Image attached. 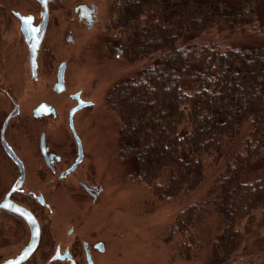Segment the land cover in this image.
Masks as SVG:
<instances>
[{"label":"trees","instance_id":"1","mask_svg":"<svg viewBox=\"0 0 264 264\" xmlns=\"http://www.w3.org/2000/svg\"><path fill=\"white\" fill-rule=\"evenodd\" d=\"M105 17L107 60L149 64L105 103L129 179L180 205L166 237L173 256L264 260V41L197 39L261 33L264 0H105Z\"/></svg>","mask_w":264,"mask_h":264},{"label":"rangeland","instance_id":"2","mask_svg":"<svg viewBox=\"0 0 264 264\" xmlns=\"http://www.w3.org/2000/svg\"><path fill=\"white\" fill-rule=\"evenodd\" d=\"M2 2L0 84L4 83V87L11 90L14 97L22 102L24 110L39 101L55 106L56 119L47 120L53 128L48 135L49 143L57 146L68 141L67 111L74 103L70 94L80 91L83 99L93 103L91 108L75 115L73 124L87 159L98 168L104 190L95 204L78 193L46 198L56 212L50 225L52 230L60 234L67 226L69 217L82 216V235L87 237L95 233L104 242V252L96 256L94 264H202L200 260L188 261L173 256L171 243L166 239L180 205L162 203L143 184L131 181L125 165L116 156L120 122L116 114L105 106V94L115 84L131 78L149 64L127 65L122 61L107 60L101 47L102 29L106 21L105 0H54L50 3L49 24L39 58L41 70L38 81H32L30 77L28 51L21 41L19 22L12 12L33 15L37 22L40 20V7L33 0ZM79 3H92L96 7L97 23L92 29H86L78 22L73 10ZM260 14L262 16V11ZM261 30L258 34L239 32L229 35L218 29L204 33L197 39L202 43H219L222 48L258 45L264 41V24ZM68 36L72 37V42H67ZM61 61L66 62V89L56 95L52 91V84ZM5 102V97L0 93V110L7 107ZM20 141V157L34 159L30 143L22 137ZM5 248L6 255L14 256L23 248V243L12 241ZM246 253L241 255L242 258L255 255ZM238 264H264V260Z\"/></svg>","mask_w":264,"mask_h":264},{"label":"flooded vegetation","instance_id":"3","mask_svg":"<svg viewBox=\"0 0 264 264\" xmlns=\"http://www.w3.org/2000/svg\"><path fill=\"white\" fill-rule=\"evenodd\" d=\"M33 1L39 5L36 0ZM53 1L54 0H51L48 3V20L43 40L37 54L35 78L32 76L30 71L28 53V68L32 81H38L39 79V72L41 70L39 58L49 24V5ZM81 4H85L92 9L95 8L96 11H94L91 16L96 18V24L98 13L96 7L92 3H79L76 6ZM0 5L3 11L2 0H0ZM39 7L41 13V6L39 5ZM1 12L0 17L3 18ZM12 13L19 22L21 41L24 42L28 51L27 44L24 41V37L20 30V20L15 15L19 12L13 11ZM40 13V20L37 22L32 15L34 26L41 25L42 19ZM74 14L76 15L78 22H80L84 28L92 29L94 27H86L84 19L79 18L75 12ZM6 18L7 17L5 16L4 21ZM61 62H59V64ZM59 64L57 65V68ZM57 68L55 71V81L52 84V91L54 94L59 95L65 90L61 93L54 91ZM2 84L3 85L0 84V93H2L5 97V104L7 107L5 106L6 108L0 110V204L5 199L6 195L10 194L9 199L13 203L29 210L35 217L39 226V240L37 247L28 259L21 264H88L89 260L92 264H94L96 256L104 252L105 246L102 239H100L95 233H90L87 237L82 235L80 230L84 223V219L80 215L69 217L67 219V226L61 230L60 234H58L56 230H52L50 225L55 219L56 212L55 209L50 207L49 203L46 201V198L53 197L58 194L67 193L69 195H74L78 193L87 201L90 199L91 204H95L103 193L104 188L101 183V178L98 175V168L96 167V164L87 159L85 152L82 149V144V160L74 167L73 170H70L79 155L76 137L69 128V112L77 105V98H75L74 95L79 93V98L81 100L90 102L88 106L78 110L75 115L80 111L91 108L93 103L89 100L83 99L80 91L69 95L70 99L74 103L67 111L69 131L67 136L68 141L55 146L50 144L48 141V135L51 133L53 128L49 126L50 123L47 121L49 118L56 119L57 110L55 106L45 101H39L33 107L24 110V107L22 108V102L14 97L9 88L4 87V83ZM43 103L51 107L49 109L50 112L48 114L35 113V109ZM12 112H15V115L8 120L7 125L4 130H2L6 118ZM75 115L73 116V120ZM74 131L80 140V136L76 132L75 128ZM2 137L11 147L21 164H17L14 160L7 156L3 149ZM21 137L30 143L32 151L31 154L35 157L34 159L26 160L20 157L19 152L22 149L20 141ZM42 141L43 144L41 145ZM21 177V185L18 186L19 179ZM30 179H32V182ZM4 182H6V184H4ZM35 182L39 185H35ZM38 197L43 198V204L38 200ZM29 239L30 231L23 218L3 207H0V264H4L17 257L26 247ZM12 241H21L23 243V248L14 256L6 255L7 253H5V247H7L8 244H11ZM62 241L67 243H62Z\"/></svg>","mask_w":264,"mask_h":264},{"label":"water","instance_id":"4","mask_svg":"<svg viewBox=\"0 0 264 264\" xmlns=\"http://www.w3.org/2000/svg\"><path fill=\"white\" fill-rule=\"evenodd\" d=\"M39 5L41 6V25L34 26L33 25V16L32 15H20L19 13H16L15 15L20 20V30L24 37V41L27 44L28 47V53H29V66L32 76L36 77V67H37V54L41 46V42L43 40L45 27L48 20V3L51 0H36ZM96 11L95 8H89L85 4L78 5L74 8V12L77 14L79 18H83L85 21V25L88 28H92L95 24L96 18L91 16V14ZM67 42H71V37L67 38ZM65 62H61L57 68V74H56V82L54 84V91L57 93H61L65 90L64 85V72H65ZM75 98H77V105L73 107L69 112V128L72 130L73 134L76 137L78 149H79V155L75 161V163L72 165L70 170H73L74 167L82 160V150H81V143L79 138L76 136L73 126V116L75 113L80 110L83 107H86L90 104V102L83 101L79 98V93H76L74 95ZM51 107L47 104H40L36 109L35 113H45L48 114ZM53 111V110H52ZM15 115V112H12L5 120L3 124V129L7 125L8 120ZM43 144V141L41 142V145ZM2 145L5 153L8 157H10L12 160H14L17 164H21L18 157L15 155L11 147L6 143V141L2 137ZM22 177L19 179L18 186L21 185ZM9 195L7 194L5 199L0 204V207H3L23 218V220L26 222L29 231H30V239L26 247L21 251V253L15 257L12 260L7 261L4 264H21L24 261L28 259V257L33 253L35 248L37 247L38 240H39V226L38 223L33 216V214L27 210L26 208L17 205L13 203L9 199ZM38 200L43 204V198L38 197ZM88 264H92V262L89 260Z\"/></svg>","mask_w":264,"mask_h":264}]
</instances>
